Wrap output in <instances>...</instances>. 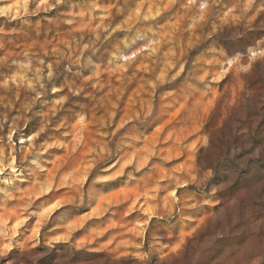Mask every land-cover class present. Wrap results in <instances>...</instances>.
Segmentation results:
<instances>
[{
    "label": "rangeland",
    "instance_id": "1",
    "mask_svg": "<svg viewBox=\"0 0 264 264\" xmlns=\"http://www.w3.org/2000/svg\"><path fill=\"white\" fill-rule=\"evenodd\" d=\"M0 264H264V0H0Z\"/></svg>",
    "mask_w": 264,
    "mask_h": 264
}]
</instances>
